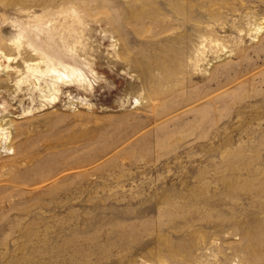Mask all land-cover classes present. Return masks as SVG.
Segmentation results:
<instances>
[{
  "label": "rangeland",
  "instance_id": "rangeland-1",
  "mask_svg": "<svg viewBox=\"0 0 264 264\" xmlns=\"http://www.w3.org/2000/svg\"><path fill=\"white\" fill-rule=\"evenodd\" d=\"M0 124V264H264V0H0Z\"/></svg>",
  "mask_w": 264,
  "mask_h": 264
},
{
  "label": "bare ground",
  "instance_id": "bare-ground-1",
  "mask_svg": "<svg viewBox=\"0 0 264 264\" xmlns=\"http://www.w3.org/2000/svg\"><path fill=\"white\" fill-rule=\"evenodd\" d=\"M50 72H52V77H53V82L49 83L47 85L49 91H54L55 88H54V85L55 84H58V83H61L64 78H68L69 75L65 72H59V71H56V70H50ZM69 81V80H67ZM9 132L6 130V128H3V126L0 124V148H2L5 152L8 153V151H12L11 148L12 147H8V142L9 141Z\"/></svg>",
  "mask_w": 264,
  "mask_h": 264
}]
</instances>
